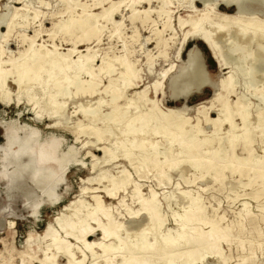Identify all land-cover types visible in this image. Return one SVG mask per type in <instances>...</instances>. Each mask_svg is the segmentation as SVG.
Masks as SVG:
<instances>
[{
  "label": "rangeland",
  "instance_id": "1",
  "mask_svg": "<svg viewBox=\"0 0 264 264\" xmlns=\"http://www.w3.org/2000/svg\"><path fill=\"white\" fill-rule=\"evenodd\" d=\"M8 4L12 7L8 8ZM252 6L248 4L249 11H254ZM209 8L236 15L235 7L222 0H0V17L4 16L0 23L2 73L27 60L32 44L35 49L60 53L70 71L67 77L74 76L73 62L77 59L94 58L89 67L92 79L76 72L82 82L81 92L76 94L75 88L70 87L69 98H58L66 103L63 117L57 120L64 129L52 128L54 121L45 116L37 118L38 109L34 112L23 95L16 102L13 76L5 82L11 102L0 103V264H41L52 255L57 258L51 264H69L55 254L53 246L49 247L51 243L44 231L71 202L83 201L87 207L83 214L94 208L91 190L101 197L107 218L101 211L92 216L98 223L90 217L80 218L74 232L77 240L54 226L56 236L70 245L72 264H206L204 261L209 260L213 264H264V73L256 75L254 88L244 89L243 79L233 89L218 88L222 95L215 101L210 86L185 100L170 99L167 94L169 77L182 67L193 44L201 55L207 85L227 80L230 69L220 68L200 40L190 38L182 43L189 24L199 18L198 12L210 11ZM109 9L114 11L110 21L97 17ZM210 13L212 17L213 12ZM241 17L264 19L260 15ZM71 19H90L99 29L88 36V30L64 32L62 26ZM180 22L185 23L184 28ZM230 36L218 39L222 58L229 65L235 63L234 57L226 54L233 46L225 42L231 41ZM243 47L237 55L257 57L255 44ZM179 50L180 57L176 58ZM125 64L130 66L134 75L130 83L135 86L126 91L121 88L122 96L112 103L110 88L105 89L116 87ZM164 70L170 72L163 79ZM51 79L44 73L40 83L30 81L28 95L40 94L44 100L59 77ZM156 82L160 84L155 90L152 84ZM140 89H145V99L135 101L136 109L134 104L127 107ZM146 99L157 101L168 118L155 113ZM98 100L105 102L99 108L100 115L111 112L114 106L118 113L128 114L117 130L136 117L148 122L143 136L148 149L131 147V142L137 140L131 135L121 139L108 135L101 123L96 124L101 131L97 141L90 130L75 138L77 125L93 127L77 113L78 105L94 108ZM244 114L248 119L241 118ZM218 115L221 124L213 125L211 120ZM3 125L11 126L7 139ZM53 139L62 152L69 147L73 151L55 186L46 184V166L50 164L40 166L35 157L41 146L55 143ZM103 155L109 162L97 165L94 159H102ZM89 179L92 181L87 182ZM37 180L41 183H32ZM8 222L13 223L12 229L7 230ZM140 224H148L149 231L136 236ZM104 228L112 235L103 238ZM29 233L35 235L34 245L26 243ZM168 238L182 240L181 245L160 250ZM86 242L104 245L106 250L98 246L87 249ZM144 243L152 244V249H139ZM190 254L193 257L188 260Z\"/></svg>",
  "mask_w": 264,
  "mask_h": 264
},
{
  "label": "bare ground",
  "instance_id": "2",
  "mask_svg": "<svg viewBox=\"0 0 264 264\" xmlns=\"http://www.w3.org/2000/svg\"><path fill=\"white\" fill-rule=\"evenodd\" d=\"M104 1H106V0H104ZM222 1L224 2L225 5H233L236 9V13H235L236 15H227V14L217 13V12L213 11V9H211V8H209L208 10L213 12L212 17H211V15L208 14V13H210V11L198 12L199 18L195 21H192L189 24V27L185 33V36L183 37L182 43L186 42L190 38L195 39V40L196 39L200 40L206 46V48L208 49V51L210 52L212 57L216 60L217 65L220 68L230 69V71L227 73L228 74L227 80L220 79L217 83L215 82L214 84H208L207 85V83H206V79H207L206 78V71H205V67H204L203 62H202L201 55L199 53L197 46L195 44H193L188 49V51L186 53V58L183 61L182 67L180 66L181 68L178 70V72L176 74H174L172 77H169L168 91H167L168 93L167 92L166 93L169 95L170 99H181V98H183L185 100L190 95H192L194 93L200 94L201 91L203 90V88L210 86V88L212 89V91L214 93V98H213L214 101L219 100V97L222 94L218 92V88H219V90L221 89L222 91H225L226 89H233L237 84L239 85V79H243L244 86H245L244 89L254 88L255 87V83L253 82L254 78L256 77V75L264 73V61H262V59H261L262 56H264V19H260L257 17H241V15L264 16V1L263 0H248L246 2L247 4L243 0H222ZM248 4H253L252 7H254L253 8L254 11L248 10ZM204 7H207V6H204ZM18 10L19 9H16L15 12L17 13ZM113 12H114L113 9L105 10V11H103V13L100 16H97V17H101V18H103V20L106 19V21H110V19H112L111 16H112ZM3 19H4V16L0 17V23H2ZM115 22H117V20ZM184 24H185L184 22H180L181 28H184ZM59 28L61 29V26ZM71 29H82L83 31L88 30V32L86 34L88 36V35H91V32L95 33L96 30L99 28L95 27L90 19H84V20H78V21L71 19L65 25L62 26V30L64 32H66V31H69ZM247 33H252L253 36L252 37L248 36ZM226 35H232V36H230L231 41H229V39H226V41H225V42H230L231 44L233 43V46L231 45L232 47L228 48L226 51V54L228 55V57H232V58L234 57V59H235V63H233L231 65L224 62V60L222 58L223 56H222L221 48L218 46V39H220L221 37H224ZM83 36H85V35H83ZM86 39H88V38H86ZM235 40L240 41L241 44L240 45L235 44L234 42L239 43ZM251 44H255L257 47V50H258L257 57H254L252 59L249 54H243V55L242 54L241 55L236 54L239 51L241 52L244 50L245 47H243V45L249 46ZM27 52L30 54V57H28L27 60H24V61L20 62L19 64L15 65L13 67L12 71L10 70V71H5L2 73L0 70V91H1V93H0V101L1 102L0 103L2 105H9L11 102L10 101L11 99H9V96L11 94H10L7 86L5 85V82L7 81L8 76H13V80L17 84V92L15 93L16 102L19 103L21 100V96L23 95L26 98L27 103L31 104L34 107V108H32L34 110V112L38 109V111L35 112V115L37 118H41V117L45 116L48 120H50L52 122L54 121L55 124H53L52 128L64 129L58 121H59V119H61L63 117V115L65 113V104L66 103L60 102L58 100V98H61V97H63V98L68 97L69 98L70 87L75 88L76 94L79 91L81 92V89L83 86H81L82 82H80V80L77 78L76 72L78 73V75L80 73H83V74L85 73L87 76H89V78L92 79L93 73L91 71H89V67H90V64L93 62L94 58L89 57V56H87V57L85 56V57H83V59H80V58L77 60L75 59L76 61L74 60L75 62H73V66L76 67L75 68L76 71L73 74L74 76L73 77H67V71H69V69L67 68L68 65L66 64V59L63 58L62 55H59L60 53L56 54V53H54V51L50 52V51H42V49H35L33 44L30 46V48L28 49ZM65 56H67V55H65ZM179 57H180V50L176 54V58H179ZM251 59L253 60V62ZM246 64L248 66H246ZM32 69H34V70H32ZM169 72H170V70H164L161 73V77L163 79L168 78ZM44 73L47 74V79L54 78L58 75L59 80H57L55 85H53L56 87L53 90H51V92L46 93L47 97L44 100L42 99L40 94H34V95L29 96L27 93V91H28V85L27 84L30 81H34V80L36 81V83H40L39 80H40L41 76H43ZM106 75H107V73H106ZM22 78H24L25 81L22 80ZM132 79H134V75L131 73L130 66L125 64L123 66L121 72L119 73V79L117 81L118 84L116 85V87H107L105 89L107 91L110 88V93H111L110 96H111V102L112 103L116 102L119 99V97L122 96V93L120 92L121 88H124L126 91L127 87L135 86L134 84L130 83ZM110 81H112V80H110ZM47 84H49V83L47 82ZM159 84H160V82L153 83L152 87L156 90V87ZM41 85H42V83H41ZM43 86H44V84H43ZM89 86H90V84H89ZM239 87H241V86H239ZM24 93H26V94H24ZM145 93H146L145 89H142V90L140 89V91L138 93H135L133 99H130L131 102L128 103L127 107L134 104V106H135L134 109H136L137 106H136L135 101H138V103H140L143 100ZM259 100H260V98H259ZM145 102L147 103L148 106H150L151 109H153V111L155 113L161 114L165 119L168 118L167 114H165V112L162 111L161 108L159 107V104L157 103V101H154V100L148 101L146 99ZM104 103H105L104 101L98 100L96 103V106L94 108H91L88 105L85 107H83L80 104L78 105L79 111L77 113L81 114L83 119L87 122V124L92 125L93 127H89L88 125H84V126L77 125V126H79V128L75 129V131H74L76 133L75 138H78V136L82 133L84 134L85 131L90 130L92 132L93 136L95 137V140L97 141L100 138L101 131L97 128L96 124L101 123L103 125V128H104L103 132L107 133L108 135L115 136L118 139H121L124 136H130L131 135V136L137 138V140H135L134 142H131V147H137V150L139 148L141 151H142V149L143 150L148 149V147L146 146L147 143L145 144L143 141L144 140L143 136L146 133V130H147L146 127L148 125V122H146L141 117H136L132 120L130 119V121H128L127 124L125 126H123V128H119V130H117L118 125L122 122L123 118H125V116L128 114L125 112H124V114L118 113V107L114 106V108L111 110V112L100 115L99 114V110H100L99 108ZM183 107L186 108L187 106H183ZM226 107L223 105V109H226ZM241 108L243 109L244 107L242 106ZM181 109H183V108H181ZM183 110H185V109H183ZM198 110H200V108ZM220 115H218V117L216 119L211 120V123H213V125L221 124L220 121H222V120H220V118H221ZM245 117H246L245 114L241 115V118L243 120H245ZM246 119H248V118L246 117ZM3 126H4V130H5L4 138L7 139L9 137V134L11 131V126H9V125H3ZM197 126H198V124H197ZM37 131H38V129H37ZM233 131H235V130H233ZM246 131H247V129H246ZM201 133H203V132H201ZM218 133H219V131H218ZM259 135H261V134H259ZM161 136H162V134H161ZM238 136H240V135H238ZM48 140H50V137ZM245 141H247V140L245 139ZM179 144L181 146L184 145L182 142ZM151 146H152V144H151ZM206 146H207V144H206ZM127 147H128V144H127ZM114 152H116L115 149H114ZM127 152H130V151H127ZM127 152H125V153H127ZM157 152H158V150H157ZM72 153H73V151H72V148H70V147L66 150V152H62L59 149V145H58V143H56V141H55V143L51 142L50 144H47L44 147L41 146L39 148V150L37 151V153L35 155L36 162H38L40 164V166H46V165L50 164L49 166H46L47 167L46 172H47V176H48V181L46 182V184L51 185V186L56 185L55 183L59 180L63 168L66 165H68V161H69L68 157H71L73 155ZM162 155H163V153H162ZM123 158H125V157H123ZM233 158H234V156H233ZM94 161H95V163H97V165H101V164L109 162V160H107V157L105 155H103L102 159H94ZM54 164H56V166H51ZM257 167L261 168L262 166L258 165ZM263 178H264V176H263ZM263 178H262V180H264ZM91 181L92 180H90V179L87 180V182H91ZM100 182H101V180H100ZM32 183L33 184H40L41 181L37 180L36 182H32ZM89 192H90V194H93L92 198H93V201L95 204L94 208L89 209L88 211H86L83 214V209L87 208L86 205L83 203V201L78 200V201L71 202L69 206H65L66 208L64 207L63 210H61L59 212V214L55 217V219L53 221L55 225L54 224L52 225L51 223L46 225L47 227L44 231V237L45 238L49 237V240L51 243L49 245V247L53 246L55 251H56L55 254H57V255L60 254L61 257L65 258L69 264H72L74 262L73 261V259H74L73 253L70 251V245L68 243H66L64 240H62L61 238L57 237L56 233L58 231L62 230L63 233L66 234V236H70L71 238H74L77 240V239H79V237L77 235H75L74 232H75L77 226L79 225L78 222H79L80 218L90 217V218H92L93 221L98 223V220L96 218L92 217L95 215L94 213L96 211H101L104 214L105 218H107L109 216L108 214L104 213V211H103V207H102L103 201L101 200V197L99 195H94L95 194L94 190H91ZM195 203H196V201H195ZM154 205H155V203H154ZM155 209H154V211H156ZM169 209H171V208H169ZM184 212H186V211H184ZM155 215H157V214H155ZM181 217H183V216H181ZM150 218L151 217L149 216V219ZM147 221H149V220L147 219ZM180 224H182V223H180ZM54 226H57L58 231L54 229ZM144 226L145 227H142L141 224L138 225L137 226L138 228L134 234L137 236L140 234H144L145 232L148 233V231H149L148 224H146ZM12 227H13V223L8 222V229L7 230L12 229ZM180 228H178V229H180ZM5 229H6V227H5ZM1 230L2 229H0V231ZM167 231H169V230L167 229ZM167 231L165 233H168ZM171 231L173 232L175 230H171ZM171 231H170V233H171ZM79 233L81 235L85 234L84 230H82V231L79 230ZM176 233H178V232H176ZM109 235H112L111 232L108 229L104 228L103 238L109 237ZM145 236H148V234H146ZM173 236L174 235H172V237ZM180 236L184 237L181 234H180ZM149 237H151V233H150ZM128 238H129V236H128ZM172 239H174V238H172ZM177 239H179V238H177ZM132 241H131V244H132ZM181 241L182 240H180V242ZM151 242H152V240H151ZM163 242H164V245L161 246L160 250H163V249L172 250L174 248H177L179 246V243H180L179 240L172 241L170 239L164 240ZM26 243L28 245H30V244L34 245L36 243L35 235L29 233L27 236V239H26ZM151 245H149V243H144V245L142 244L139 247V249H148L149 250V249H152ZM180 245H181V243H180ZM85 246L87 249H91L92 246H98L101 249L106 250V247L104 245H101V244L95 245V244H89L86 242ZM134 246H135V244H134ZM111 247H113V246H111ZM117 247H119V245ZM133 248L136 249V247H133ZM115 253H117V252H115ZM204 255H205V253H204ZM192 257H193V254H190V257L188 260H191ZM55 258H57L56 255L46 256L44 258V260L41 261V264H51V261L55 260ZM133 259H135V258H133ZM209 259H210V256H209ZM178 262H180V260ZM204 262H206V261H204ZM77 264H80V262H77Z\"/></svg>",
  "mask_w": 264,
  "mask_h": 264
},
{
  "label": "snow or ice",
  "instance_id": "3",
  "mask_svg": "<svg viewBox=\"0 0 264 264\" xmlns=\"http://www.w3.org/2000/svg\"><path fill=\"white\" fill-rule=\"evenodd\" d=\"M7 7H8V8H11L12 5H11V4H8ZM261 59H262V61H264V56H262ZM206 264H213V262H212L211 260H209V261H206Z\"/></svg>",
  "mask_w": 264,
  "mask_h": 264
}]
</instances>
